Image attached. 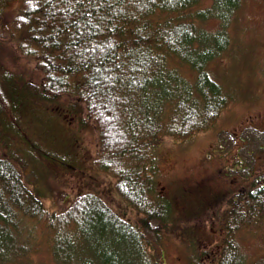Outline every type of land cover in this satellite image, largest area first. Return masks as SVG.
I'll list each match as a JSON object with an SVG mask.
<instances>
[{"label": "trees", "instance_id": "1", "mask_svg": "<svg viewBox=\"0 0 264 264\" xmlns=\"http://www.w3.org/2000/svg\"><path fill=\"white\" fill-rule=\"evenodd\" d=\"M242 2L18 0L8 42L14 59L35 62L37 81L18 88L1 71L0 121L14 126L15 110L44 104L93 127L95 161L115 176L131 210L88 191L50 212L11 150L0 155V264L20 244L19 216L48 220L60 264H164L159 236L173 225L175 202L188 196L164 194L162 182L159 190L158 149L164 136L190 140L209 130L227 107L231 96L209 65L232 46L230 19ZM4 11L0 6V17ZM215 20L218 31L202 28Z\"/></svg>", "mask_w": 264, "mask_h": 264}, {"label": "rangeland", "instance_id": "2", "mask_svg": "<svg viewBox=\"0 0 264 264\" xmlns=\"http://www.w3.org/2000/svg\"><path fill=\"white\" fill-rule=\"evenodd\" d=\"M212 2L204 0L202 5L208 8ZM17 5L18 0H0V6L5 9L4 16L0 17V88L3 86L1 71L7 74L6 82L9 85L14 82L18 88L25 80L31 84L37 81L35 62L14 59L13 52L15 55L16 52L8 42V20ZM230 20L228 31L232 46L210 63L209 70L231 100L209 130L190 140L163 137L157 154V184L161 191L162 182L170 196L196 183L202 170L211 168L207 156L232 158L235 155L249 162L253 157L251 150L256 149L248 140L238 153L232 130L253 121L251 117L264 106V0H243ZM206 27L218 31L221 20L209 21L202 28ZM184 70L188 76L189 67ZM28 106L18 114L14 111L18 125L12 119L14 126L6 127L0 121V155L12 154L13 150L21 157L20 171L26 174L32 189H39L45 208L50 212L60 210L80 193L91 191L106 194L114 209L119 210L118 198L121 207L131 210L117 192L115 176L95 161L97 139L93 127L84 126L78 118H63L57 110L44 108V104ZM219 137L222 138L217 141ZM251 165L255 170L257 164L253 161ZM232 196L230 193L223 199L222 208L213 204L200 210L201 205L197 204L189 214L186 208L177 212L179 205L175 204L173 225L159 236H162L164 264H264V219L258 218L248 226L241 223L240 210L233 206L235 196ZM241 200L243 195L239 196ZM137 216L128 215L138 223ZM19 217L20 244L1 264H60L52 253L54 232L49 229L48 220ZM152 222L155 226L159 223ZM146 235L151 242L155 241L148 232Z\"/></svg>", "mask_w": 264, "mask_h": 264}, {"label": "flooded vegetation", "instance_id": "3", "mask_svg": "<svg viewBox=\"0 0 264 264\" xmlns=\"http://www.w3.org/2000/svg\"><path fill=\"white\" fill-rule=\"evenodd\" d=\"M251 118L254 120L232 131L236 137L238 153L245 147L247 141L251 140L253 148L256 147L250 152V155L253 154L252 159L247 162L241 156L235 155L232 158L226 157L227 155L222 158L207 156L211 168L206 167L202 170L195 180L196 183L181 191V194L185 193L188 196V201H181L179 197V201L175 202L179 205L177 212L186 208L189 214L197 204L201 205L200 210H205L213 204L217 208H222L223 199L233 193L232 198L234 196L235 198L232 204L240 210L241 223L248 226L258 218L264 219V106ZM253 161L257 164L255 170L251 165ZM241 195L243 200L239 201ZM260 197L262 200L258 201ZM225 231L229 233L228 229Z\"/></svg>", "mask_w": 264, "mask_h": 264}]
</instances>
